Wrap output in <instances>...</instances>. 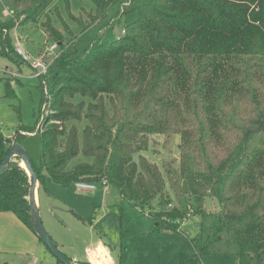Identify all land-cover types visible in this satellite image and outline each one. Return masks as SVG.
Segmentation results:
<instances>
[{
  "label": "trees",
  "instance_id": "1",
  "mask_svg": "<svg viewBox=\"0 0 264 264\" xmlns=\"http://www.w3.org/2000/svg\"><path fill=\"white\" fill-rule=\"evenodd\" d=\"M89 1L102 16L119 3ZM52 2L5 5H28L32 19ZM132 2L137 19L117 39L100 36L76 57L62 52L55 61L48 120L60 126L40 133L39 164L30 161L38 181L104 183L140 210L156 202L149 216L157 233L178 231L187 214L198 217L192 251L177 264L232 250L238 264H256L264 256V0ZM13 27L0 20V56L7 60ZM152 134L180 137L179 160L161 171L140 155ZM10 146L0 129V165ZM79 156L84 160L74 163ZM16 159L0 175V213L35 234L28 176ZM208 198L218 205L213 214L204 211Z\"/></svg>",
  "mask_w": 264,
  "mask_h": 264
},
{
  "label": "rangeland",
  "instance_id": "2",
  "mask_svg": "<svg viewBox=\"0 0 264 264\" xmlns=\"http://www.w3.org/2000/svg\"><path fill=\"white\" fill-rule=\"evenodd\" d=\"M5 1L0 0V20L11 22L14 27L9 32L11 59L0 56V129L11 145L20 143L16 140L25 136L21 146L32 164L38 165L42 129L60 126L59 122L48 120L53 114L49 85L58 74L55 61L63 56L62 52L69 58L76 57L100 36L105 41L117 39L124 26L137 19V13H130L134 6L132 0H119L104 16L97 14L89 0H53L30 19L26 14L28 5L9 8ZM86 25L91 26L81 31V26ZM54 44L57 48L51 54L48 49ZM16 46H21L32 59L53 61L48 73L39 79L31 77V66L17 56ZM5 81L10 84V92ZM79 100L80 97H75L73 102ZM84 124V121L77 124L79 133ZM24 129L34 133L23 132ZM61 140L63 144L64 139ZM179 144L178 135L152 134L148 136L147 150L140 155L161 171L164 163L179 160ZM78 160L84 159L79 156L74 163ZM16 161L24 169L18 157ZM74 184L62 187L46 182L42 186L38 181L35 198L44 230L73 264H177L181 254L192 251L191 240L200 228L198 217L187 214L179 222L178 231L157 233L153 231L154 222L149 216V211L154 212L153 208L158 211L156 202L151 208L140 210L123 200L117 189L110 185L93 183V191L83 192ZM165 193L174 198L168 184ZM173 206L179 207L175 201ZM217 207L214 199L205 200L206 213L213 214ZM206 237L204 234L203 238ZM99 243L113 263L100 257ZM213 249L220 250L221 243H216ZM90 253L99 259L91 260ZM202 260L203 264H238L233 250L209 254ZM0 264L60 263L30 229L11 213L4 212L0 213Z\"/></svg>",
  "mask_w": 264,
  "mask_h": 264
},
{
  "label": "water",
  "instance_id": "3",
  "mask_svg": "<svg viewBox=\"0 0 264 264\" xmlns=\"http://www.w3.org/2000/svg\"><path fill=\"white\" fill-rule=\"evenodd\" d=\"M13 157H18L21 160L24 169L30 178V187L27 200L29 205V214L36 236L60 264H73L64 255L61 254L57 246L54 244V242L50 239V237L44 230L35 200L38 176L33 170L28 155L22 148L21 144L15 143L10 146L4 161L0 165V175L4 172L5 168L8 166ZM74 217L77 218V216ZM82 223H84V221H82ZM256 264H264V256H262Z\"/></svg>",
  "mask_w": 264,
  "mask_h": 264
},
{
  "label": "built area",
  "instance_id": "4",
  "mask_svg": "<svg viewBox=\"0 0 264 264\" xmlns=\"http://www.w3.org/2000/svg\"><path fill=\"white\" fill-rule=\"evenodd\" d=\"M56 48H57L56 44L50 46L48 49L49 53L53 54ZM15 52L23 62L30 64L32 70L31 77L37 79L45 76L48 73L49 66L53 63V61L50 60L40 61V60L32 59V57L28 55L27 52L21 46H16ZM102 185H106V184L102 183ZM74 186L77 190L83 192H90L95 189V185L93 183H87V182H76Z\"/></svg>",
  "mask_w": 264,
  "mask_h": 264
},
{
  "label": "bare ground",
  "instance_id": "5",
  "mask_svg": "<svg viewBox=\"0 0 264 264\" xmlns=\"http://www.w3.org/2000/svg\"><path fill=\"white\" fill-rule=\"evenodd\" d=\"M23 167V166H22ZM99 254H100V257L101 258H103V257H105L106 256V251L101 247V246H99V249H98V251H97ZM89 258L91 259V260H95V259H99V258H97V256L96 255H94L93 253H90L89 254ZM110 260V259H109Z\"/></svg>",
  "mask_w": 264,
  "mask_h": 264
},
{
  "label": "crops",
  "instance_id": "6",
  "mask_svg": "<svg viewBox=\"0 0 264 264\" xmlns=\"http://www.w3.org/2000/svg\"><path fill=\"white\" fill-rule=\"evenodd\" d=\"M99 246H101L106 252V256L104 257V260H107V261H110V262H112V260L110 259V257H109V255H108V253H107V250L104 248V246L101 244V243H99ZM99 246L97 247V251H98V249H99ZM110 259V260H109ZM202 261L203 260H201V262H200V264H203L202 263ZM109 263V262H108ZM113 263V262H112Z\"/></svg>",
  "mask_w": 264,
  "mask_h": 264
},
{
  "label": "flooded vegetation",
  "instance_id": "7",
  "mask_svg": "<svg viewBox=\"0 0 264 264\" xmlns=\"http://www.w3.org/2000/svg\"><path fill=\"white\" fill-rule=\"evenodd\" d=\"M67 258V257H66ZM68 259V258H67Z\"/></svg>",
  "mask_w": 264,
  "mask_h": 264
}]
</instances>
